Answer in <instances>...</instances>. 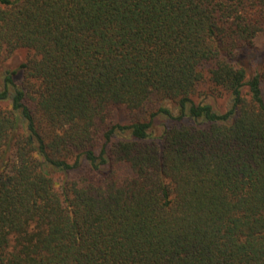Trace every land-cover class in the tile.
<instances>
[{"label":"trees","instance_id":"1","mask_svg":"<svg viewBox=\"0 0 264 264\" xmlns=\"http://www.w3.org/2000/svg\"><path fill=\"white\" fill-rule=\"evenodd\" d=\"M258 36L264 0H0V264H264Z\"/></svg>","mask_w":264,"mask_h":264},{"label":"rangeland","instance_id":"2","mask_svg":"<svg viewBox=\"0 0 264 264\" xmlns=\"http://www.w3.org/2000/svg\"><path fill=\"white\" fill-rule=\"evenodd\" d=\"M254 48L259 52V51H262L264 49V37L263 36H258L257 38H255L254 40ZM260 54V53H258ZM27 56V53L23 50H19L15 53H13V55L10 57L9 59V64L12 66V67H16L17 65H19L23 60H25ZM260 59V58H258ZM259 61V60H258ZM258 66V62L257 60L255 61L254 65H253V68L257 67ZM219 102V106H220V109H224V106H226V103H227V100H226V97H223L219 100H217ZM116 118H114L113 120L115 121ZM118 120H120L118 118ZM161 131L160 127L156 128V132L157 134H159Z\"/></svg>","mask_w":264,"mask_h":264}]
</instances>
